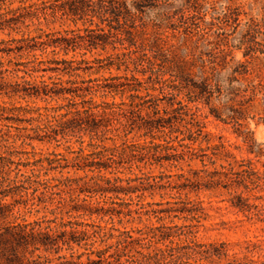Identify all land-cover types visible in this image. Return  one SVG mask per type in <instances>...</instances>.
I'll return each mask as SVG.
<instances>
[{
    "label": "trees",
    "instance_id": "trees-1",
    "mask_svg": "<svg viewBox=\"0 0 264 264\" xmlns=\"http://www.w3.org/2000/svg\"><path fill=\"white\" fill-rule=\"evenodd\" d=\"M16 2L21 6L7 12L6 15L12 16L9 20L0 16V32L12 31L8 35L9 41L0 42V60L11 55L30 60L9 61L14 67H6L0 62V97L62 101L63 105L52 108L30 107L28 102L25 107L0 105V149H7L5 154L8 156L2 157L3 163L0 164L1 184L8 182L15 172L17 177L24 176L20 169L13 170L17 163L9 153L19 141L22 146H32L36 141L54 145L55 149L63 148L67 155L54 151L47 156L40 154V158L31 163L28 161L26 167L32 169L23 181L35 186L46 185V191L37 190L40 197L35 196L33 200L49 198L56 205L53 213L60 218L59 222H55L56 219L44 227L39 221L29 223L26 219H7L13 209L5 201L10 198L17 205L16 196L20 199L29 196L27 193H3L0 199V264H264L246 256L241 258L243 251H235L230 244L202 242L198 237L199 229L210 216L203 201L191 198L203 192L223 190L230 194L231 191H240L230 199L229 208L247 219L264 216L261 214L264 205L250 204L248 197L252 195L255 200H262L253 194L264 192V172L256 162L238 159L222 142L212 144V135L204 132L202 124L187 123L186 135L174 137L172 117L165 111L164 115L161 114L157 105L154 112L148 111L145 98L151 96V89H143L142 83L136 89L123 85H98V80L72 81L73 78L81 79L80 72H85L81 63L40 60L37 52L46 54L50 50L54 56L60 52L68 56L70 50L75 52L87 41L74 31L67 33L70 37L43 32L41 20L48 22V14L41 17L38 5L31 0H13L12 5ZM35 21L39 27L35 31L39 33L36 37L15 29L17 26L29 29ZM13 33L20 38L12 37ZM94 40L89 44H97ZM242 48L240 46L239 50ZM50 72L68 76V87L53 77L49 78L51 83H47L45 75L39 77L42 80L39 84L27 80ZM198 88L200 94H208L211 90L206 82ZM142 91L147 92L146 97L140 96ZM127 94H130L128 101L125 100ZM118 96L120 103L114 101ZM109 98L113 101L108 102ZM178 106L173 110L178 116L188 108L183 103ZM130 110L138 119L133 128L127 116ZM143 113L149 119L146 120ZM20 114L32 117L23 120L18 118ZM179 121L183 122L182 119ZM24 123L31 129L21 128ZM28 130L33 135L20 134ZM85 138L89 139L88 143ZM249 153L255 154L256 158L261 156L253 149ZM180 161H199L202 170L191 169L188 173L181 170L183 173L176 176V181L172 176L156 177L144 172L148 166L174 165ZM42 171L46 172L44 180L40 176ZM72 172L76 175L82 173L84 177L64 176ZM52 173L60 178H50ZM146 194L152 199L159 196L161 202L145 204ZM164 206L167 208H153ZM151 216L160 223L174 219L185 224H162L144 230L102 227V223L108 225L114 223V219H119L122 225V219L141 220ZM260 243H264V239ZM244 245L247 254H252L250 248L258 243L245 242Z\"/></svg>",
    "mask_w": 264,
    "mask_h": 264
},
{
    "label": "rangeland",
    "instance_id": "rangeland-1",
    "mask_svg": "<svg viewBox=\"0 0 264 264\" xmlns=\"http://www.w3.org/2000/svg\"><path fill=\"white\" fill-rule=\"evenodd\" d=\"M12 3L13 0H0V16L8 17L7 20L12 17L6 15L7 12L21 6L18 2ZM31 3L38 5L41 17L48 14V22L41 18L40 28L43 32L57 37H70L67 33L74 31L87 41L75 52L70 50L68 56L64 52L54 56L50 54V50L46 54L37 52L40 60H74L81 63L80 67L85 72H80L81 79L73 78L72 81L98 80V85H123L136 89L142 83L143 89H151V96L146 97L145 91L140 93V96L146 97L148 111L154 112L153 108L157 105L161 114L165 111L172 117L170 121L176 133L174 137L183 138L186 135L187 123L202 124L204 132L212 135V144L224 143L238 159H252L264 172V0H31ZM17 28L33 37L39 34L35 32L39 28L36 21L29 29L24 26L15 27ZM253 28L255 29L252 30ZM11 32H0V42L9 41L8 35ZM12 37L20 38V35L13 33ZM94 39L97 44H89ZM240 46L243 47L242 50H239ZM29 60L30 58L21 60L19 56L11 55L0 62H4L6 67H14V64L9 65V61L16 63ZM42 75H45L44 79L49 84V78L53 77L60 79L63 86L68 87L66 83L70 78L59 73L40 74L38 78L27 80L39 84L42 81L39 77ZM203 82L210 85L208 94L199 93L198 87ZM129 95L125 96L126 101ZM97 101L100 102L99 99ZM107 101L113 100L109 98ZM114 101L120 103L121 99L118 96ZM190 101L196 102L192 104ZM26 102L30 107L40 108L63 105L62 101H23L0 97V105L8 108L25 107ZM179 103L188 105V108L178 116L173 110L179 108ZM128 113L133 128L138 119L134 118L131 110ZM17 116L23 120L32 117L25 114ZM142 116L149 119L146 113ZM20 127L31 129L27 123ZM20 134L33 135L29 130ZM85 141L88 143L89 139L85 138ZM205 147L204 144L203 148ZM195 148L198 149V146ZM250 149L261 156L256 158L255 154L249 153ZM6 151L5 148L0 149V164L3 163L2 157H8ZM54 151L67 155L63 148L55 149L54 145L36 141L32 146H22L19 141L15 149L9 151L17 163L13 170L18 168L22 171L21 175L28 176L32 169L26 167L28 161L31 163L39 159L40 154L47 156ZM191 169L202 170V165L199 161H180L174 165L164 163L162 166H148L144 172L156 177L172 176L173 181H176V176L183 173L181 170L188 173ZM24 176L17 177L15 172L4 185L0 178V199L3 193H27L29 196L24 199L16 196V201H19L17 205L13 199L5 201L13 209L7 219H26L29 223L39 221L43 222L44 227L56 219L55 222H59L60 218L53 213L56 205L49 198L33 200L35 196L40 197L37 190L46 191V185L25 183ZM40 176L41 179H46V172L42 171ZM64 176L77 179L83 178L84 174L76 175L72 172L70 175L65 173ZM49 177L60 178V175L52 173ZM240 193L231 191L229 194L220 190L203 192L198 197L191 196L193 200L200 199L204 202L210 216L203 222L198 237L204 243L230 244L235 251H243L241 258L246 256L256 262H264V243H260L264 239V216L247 219L229 208L230 199ZM253 195L262 200H255L250 195V204L264 205V192H254ZM244 196L247 197L246 194ZM159 202V196L152 199L146 194L145 204ZM219 207L222 210H218ZM153 208L159 210L167 207ZM254 212L256 213L255 210ZM122 220V225L119 224V219H114V223H102V227L144 230L162 224H185L184 221L174 219H165L160 223L153 216L141 220ZM9 222L12 223V220ZM4 226L5 224L2 225ZM245 242L258 243L256 247L250 248L252 254H247ZM239 245L243 247L240 248ZM86 260L84 257L83 261Z\"/></svg>",
    "mask_w": 264,
    "mask_h": 264
}]
</instances>
